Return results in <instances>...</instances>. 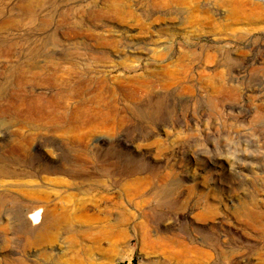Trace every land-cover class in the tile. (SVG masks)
Returning <instances> with one entry per match:
<instances>
[{
  "label": "rangeland",
  "instance_id": "rangeland-1",
  "mask_svg": "<svg viewBox=\"0 0 264 264\" xmlns=\"http://www.w3.org/2000/svg\"><path fill=\"white\" fill-rule=\"evenodd\" d=\"M128 263L264 264V0H0V264Z\"/></svg>",
  "mask_w": 264,
  "mask_h": 264
},
{
  "label": "bare ground",
  "instance_id": "bare-ground-1",
  "mask_svg": "<svg viewBox=\"0 0 264 264\" xmlns=\"http://www.w3.org/2000/svg\"><path fill=\"white\" fill-rule=\"evenodd\" d=\"M2 173L4 176L8 177L6 173L1 172V175ZM27 220L29 225H31L32 227L38 226L37 227L38 235L36 240L39 244L50 242L52 237L49 234L67 225L66 220H64L61 217L54 216L53 214L45 211L42 207H39V205L34 206L31 209L30 213L27 215ZM123 221L124 220L122 218H116L113 220V223L111 225L102 226L101 228L95 231L94 238L96 240L98 239L104 240V239H112L117 236H121L123 230L120 229V227L122 226ZM92 222H94V220L87 221L88 224ZM87 230L90 232L89 228ZM87 230H84V233L86 235H89V232Z\"/></svg>",
  "mask_w": 264,
  "mask_h": 264
},
{
  "label": "built area",
  "instance_id": "built-area-1",
  "mask_svg": "<svg viewBox=\"0 0 264 264\" xmlns=\"http://www.w3.org/2000/svg\"><path fill=\"white\" fill-rule=\"evenodd\" d=\"M128 264H131V263H128Z\"/></svg>",
  "mask_w": 264,
  "mask_h": 264
}]
</instances>
